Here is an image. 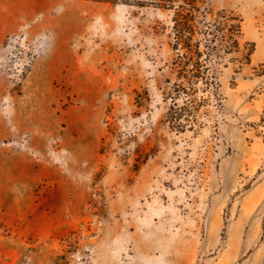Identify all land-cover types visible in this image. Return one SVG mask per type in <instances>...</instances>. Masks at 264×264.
<instances>
[{"label": "rangeland", "instance_id": "1", "mask_svg": "<svg viewBox=\"0 0 264 264\" xmlns=\"http://www.w3.org/2000/svg\"><path fill=\"white\" fill-rule=\"evenodd\" d=\"M145 1L0 0V264H264V0Z\"/></svg>", "mask_w": 264, "mask_h": 264}, {"label": "trees", "instance_id": "2", "mask_svg": "<svg viewBox=\"0 0 264 264\" xmlns=\"http://www.w3.org/2000/svg\"><path fill=\"white\" fill-rule=\"evenodd\" d=\"M204 0H152L155 5L160 7H168L174 11V30L176 37V48H183L185 51L182 55L184 58L183 64L185 65L188 59V55L192 52L197 58L203 55V52L199 50L200 43L193 42V36L195 34L194 19L197 12L200 11L201 5L199 2ZM146 3L145 0H136V4L142 5ZM240 23H232L224 37H228L233 40V44L227 45L225 48L226 53H231L239 48V39L235 35H240ZM195 49V50H194ZM254 48H251L245 54V62L250 63L252 61V54ZM195 67L197 72L193 75L196 81L202 79L201 62L199 59L195 60ZM168 119L171 120V112L168 113ZM183 127L182 124H179Z\"/></svg>", "mask_w": 264, "mask_h": 264}]
</instances>
